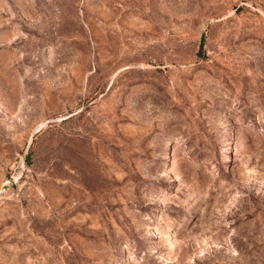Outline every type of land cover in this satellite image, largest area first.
I'll use <instances>...</instances> for the list:
<instances>
[{
  "label": "rangeland",
  "instance_id": "rangeland-1",
  "mask_svg": "<svg viewBox=\"0 0 264 264\" xmlns=\"http://www.w3.org/2000/svg\"><path fill=\"white\" fill-rule=\"evenodd\" d=\"M0 264H264V0H0Z\"/></svg>",
  "mask_w": 264,
  "mask_h": 264
}]
</instances>
